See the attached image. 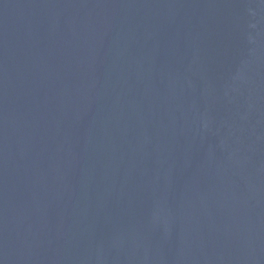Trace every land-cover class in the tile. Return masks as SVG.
<instances>
[{
    "label": "water",
    "instance_id": "1",
    "mask_svg": "<svg viewBox=\"0 0 264 264\" xmlns=\"http://www.w3.org/2000/svg\"><path fill=\"white\" fill-rule=\"evenodd\" d=\"M0 264H264V0H0Z\"/></svg>",
    "mask_w": 264,
    "mask_h": 264
}]
</instances>
